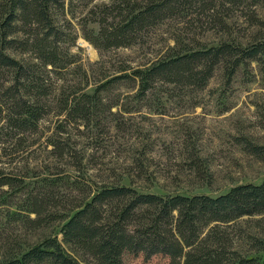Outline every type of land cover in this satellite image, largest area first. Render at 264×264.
<instances>
[{"label": "trees", "instance_id": "obj_1", "mask_svg": "<svg viewBox=\"0 0 264 264\" xmlns=\"http://www.w3.org/2000/svg\"><path fill=\"white\" fill-rule=\"evenodd\" d=\"M66 1L0 2V75L4 76H0V120L4 121L0 137L6 132V137L23 147L38 135L39 140L47 136L45 143L51 149L46 168L63 165L84 180L76 179L71 185L52 171L35 182L33 189L28 188L15 215L30 230L49 233L26 250L21 244L6 247L0 264H80L65 246L83 252L92 264H131L136 260L143 264H264V235L251 231L248 247L241 251L232 235L240 220L264 215V181L240 185L216 197L145 193L132 184L113 182L97 185L87 177L86 154L81 155V148L76 150L74 139L86 137L85 129L99 114L101 92L111 84L134 83L135 99L141 103L166 85L202 90L219 67L231 82L248 62H264V36L246 44L222 39L212 47L177 43L171 53L147 66L122 69L119 76L98 84L91 95L80 85L68 84L64 77L72 61L60 43L61 16L74 0ZM263 4L264 0H112L90 10L99 31L86 39L100 51L124 49L186 10L226 27L222 14L226 8L244 11ZM251 14L246 15L251 25L264 26L255 10ZM51 114L55 122L48 136L45 130L50 126L43 125ZM1 151L5 152L4 147ZM138 170L143 172L141 167ZM20 173L0 167V188L8 189L3 194L12 193L4 201L13 197V189L23 191L30 186L25 182L30 177ZM62 184L84 194L72 195L74 200L68 206L52 209V192Z\"/></svg>", "mask_w": 264, "mask_h": 264}, {"label": "rangeland", "instance_id": "obj_2", "mask_svg": "<svg viewBox=\"0 0 264 264\" xmlns=\"http://www.w3.org/2000/svg\"><path fill=\"white\" fill-rule=\"evenodd\" d=\"M110 3L112 0H74L71 9L67 5L61 16L60 43L72 61L64 77L68 84L80 85L91 95L98 84L119 76L122 69L147 66L171 53L177 43L212 47L222 39L246 44L252 38L264 36V26L251 25L246 17L255 10L264 22V4L244 11L226 8L222 12L226 27L186 10L143 33L132 47L100 51L86 39V35L95 37L99 31L96 17L89 12L93 7ZM0 76L4 77L3 73ZM136 92L134 83L111 84L101 92L102 105L85 129L87 138L73 136L79 145L76 150L81 148V155L86 154L90 170L87 177L91 176V181L97 185L132 184L139 192L159 195L213 197L240 185H259L264 181V62H248L231 82L224 68L219 67L202 90L166 85L141 103L135 99ZM52 114L43 125L50 126L45 130L48 136L55 122ZM3 124L0 120V125ZM4 134L0 137V167L21 171V176L30 177L25 181L30 186L23 191L13 189V197L7 202L4 199L12 193L3 194L8 189L0 188V259L6 247L21 244V249L26 250L49 233L45 229L30 230L15 215L28 188L33 189L35 182L52 171L64 176L71 185L76 179L84 181L79 173L63 165L46 168L47 152L51 149L45 143L47 136L39 140L38 135L22 147L21 142ZM3 147L5 152L1 151ZM139 167L143 172H139ZM71 185L62 184L52 192L54 200L49 205L52 209L55 205L68 206L73 196L82 197L84 192L73 190ZM237 227L232 234L234 245L240 251L245 250L251 231L264 235V215L246 217ZM65 248L80 264H92L83 252ZM131 264L143 263L136 260Z\"/></svg>", "mask_w": 264, "mask_h": 264}]
</instances>
